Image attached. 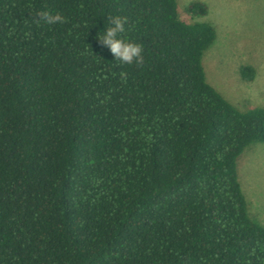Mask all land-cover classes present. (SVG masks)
I'll use <instances>...</instances> for the list:
<instances>
[{"label": "trees", "instance_id": "1", "mask_svg": "<svg viewBox=\"0 0 264 264\" xmlns=\"http://www.w3.org/2000/svg\"><path fill=\"white\" fill-rule=\"evenodd\" d=\"M110 17L142 63L101 44ZM216 39L178 0H0V264H264L238 174L264 108L207 82Z\"/></svg>", "mask_w": 264, "mask_h": 264}, {"label": "rangeland", "instance_id": "2", "mask_svg": "<svg viewBox=\"0 0 264 264\" xmlns=\"http://www.w3.org/2000/svg\"><path fill=\"white\" fill-rule=\"evenodd\" d=\"M205 3L209 13L192 17L186 8ZM179 14L188 22L213 25L217 39L206 52L207 82L229 102L241 108H264V0H178ZM242 66H251L253 81L242 79ZM238 174L250 216L264 225V144L248 148L238 159Z\"/></svg>", "mask_w": 264, "mask_h": 264}, {"label": "clouds", "instance_id": "3", "mask_svg": "<svg viewBox=\"0 0 264 264\" xmlns=\"http://www.w3.org/2000/svg\"><path fill=\"white\" fill-rule=\"evenodd\" d=\"M40 16L49 25L62 22L63 20L61 15L48 12H43ZM109 21V26L103 29L102 35L98 34V39L104 47L110 49L114 61L121 64L142 63V47L121 37V33L125 31V20L120 17H110Z\"/></svg>", "mask_w": 264, "mask_h": 264}]
</instances>
